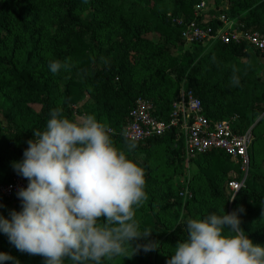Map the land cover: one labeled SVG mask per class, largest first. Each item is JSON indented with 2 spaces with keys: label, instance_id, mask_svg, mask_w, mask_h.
<instances>
[{
  "label": "trees",
  "instance_id": "obj_1",
  "mask_svg": "<svg viewBox=\"0 0 264 264\" xmlns=\"http://www.w3.org/2000/svg\"><path fill=\"white\" fill-rule=\"evenodd\" d=\"M212 1L247 29L264 33V0ZM202 2L0 0V185L18 176L12 163L23 159L27 141L44 129L51 109L71 120L94 115L113 130L114 145L144 170L147 199L134 218L158 247L133 254L146 241H132L133 248L103 264H167L187 237L186 220L223 208L231 213L242 207L245 234L264 245V54L245 43L188 45L176 21L191 20ZM52 61L63 65L55 74L48 67ZM182 87L201 101L213 123L237 117L234 132H251L249 170L237 193L230 184L243 181L240 164L212 151L192 160L197 170L188 174L176 132L134 143L128 151L133 142L124 128L136 101H149L153 116L168 121ZM186 191L190 197L183 196ZM12 210H21L18 197L0 199V215L10 218ZM0 252L19 264H44V257L21 253L2 233Z\"/></svg>",
  "mask_w": 264,
  "mask_h": 264
},
{
  "label": "clouds",
  "instance_id": "obj_2",
  "mask_svg": "<svg viewBox=\"0 0 264 264\" xmlns=\"http://www.w3.org/2000/svg\"><path fill=\"white\" fill-rule=\"evenodd\" d=\"M48 67L55 74L63 65L52 61ZM112 134L94 115L71 120L50 110L44 129L27 141L23 159L12 163L28 182L17 192L21 210L9 212L10 218L0 215V233L18 251L42 256L44 264H103L132 241H146L132 247L133 254L158 247L134 218L147 199L144 170L114 145ZM134 148L128 144V151ZM243 211L223 208L221 214L188 218L187 237L167 264H264V245L254 244L241 227ZM8 261L19 264L0 252V264Z\"/></svg>",
  "mask_w": 264,
  "mask_h": 264
},
{
  "label": "built area",
  "instance_id": "obj_3",
  "mask_svg": "<svg viewBox=\"0 0 264 264\" xmlns=\"http://www.w3.org/2000/svg\"><path fill=\"white\" fill-rule=\"evenodd\" d=\"M222 10L209 8L206 2H202L194 8L191 20H177L176 24L182 28L183 40L188 45L207 47L218 43H245L264 54V33L247 29L239 19L229 17ZM152 112V103L144 99L137 100L124 128L125 139L140 144L176 132L177 139L183 144L187 163L212 151L221 152L239 163L245 175L242 182L230 184L231 190L237 193L243 187L249 170V149L253 138L250 131L244 135L234 132L237 117L213 123L205 116L201 101L183 87L168 121L158 120ZM27 183L26 178L18 175L11 184L0 185V199L17 197L19 189L26 188ZM183 196L187 198L188 192Z\"/></svg>",
  "mask_w": 264,
  "mask_h": 264
},
{
  "label": "rangeland",
  "instance_id": "obj_4",
  "mask_svg": "<svg viewBox=\"0 0 264 264\" xmlns=\"http://www.w3.org/2000/svg\"><path fill=\"white\" fill-rule=\"evenodd\" d=\"M203 2H206L209 8H212L213 7V4L214 3H213L212 0H203ZM223 9H224V7H223ZM148 38L151 41L155 42V43H161L160 37L157 36V35H150V36H148ZM186 167H187V170H188L187 171L188 174H192L193 172H195L197 170L196 166L194 164H192V163L191 164L190 163H187L186 164ZM177 181L181 185H185L186 184V181H185V178L184 177L178 178Z\"/></svg>",
  "mask_w": 264,
  "mask_h": 264
}]
</instances>
